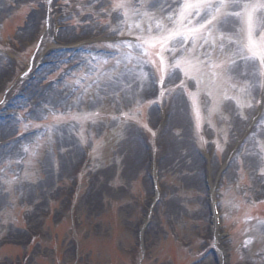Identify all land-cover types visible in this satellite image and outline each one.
Masks as SVG:
<instances>
[{"label": "rangeland", "instance_id": "obj_1", "mask_svg": "<svg viewBox=\"0 0 264 264\" xmlns=\"http://www.w3.org/2000/svg\"><path fill=\"white\" fill-rule=\"evenodd\" d=\"M56 1L0 0V264H216L211 192L230 264H264V77L240 92L246 77L214 66L219 30L199 28L203 12L181 19L185 0ZM24 8L41 10L32 36L30 14L7 19ZM177 31L162 52L139 47ZM176 60L187 75L169 78ZM152 158L163 192L148 217Z\"/></svg>", "mask_w": 264, "mask_h": 264}, {"label": "snow or ice", "instance_id": "obj_2", "mask_svg": "<svg viewBox=\"0 0 264 264\" xmlns=\"http://www.w3.org/2000/svg\"><path fill=\"white\" fill-rule=\"evenodd\" d=\"M160 3L161 0H149L148 7L156 8ZM125 6L123 0L115 5L118 9H123ZM140 6L143 7L144 4L141 3ZM190 11L197 16H200L201 12L204 13L203 23L199 25V28L208 31L209 35H211V29L219 30V48L224 59L214 66L223 72L246 77L239 89L240 92L248 91L252 87L251 81L264 77V0H185L180 9V18L183 19L185 14ZM157 27L163 28L164 26L158 22ZM192 31L198 30L192 29ZM177 38L182 41L183 33L178 31L170 32L167 35L161 33L159 36L141 38L142 43L139 44V47L144 51L148 46L159 44L162 52L170 40ZM145 54L147 53L145 52ZM204 55L208 56L209 54L205 53ZM233 57L238 58L239 63ZM146 62L155 63L152 60ZM160 62L164 63L162 55ZM177 69L184 71L187 75V71L181 67V61L176 60L171 65V71L168 72L169 78L176 74ZM196 71H199L198 67ZM229 79H231V75H229ZM159 83H163L162 78ZM248 106L252 107L251 104Z\"/></svg>", "mask_w": 264, "mask_h": 264}, {"label": "bare ground", "instance_id": "obj_3", "mask_svg": "<svg viewBox=\"0 0 264 264\" xmlns=\"http://www.w3.org/2000/svg\"><path fill=\"white\" fill-rule=\"evenodd\" d=\"M2 131L6 132L7 130L4 128V130H2Z\"/></svg>", "mask_w": 264, "mask_h": 264}]
</instances>
